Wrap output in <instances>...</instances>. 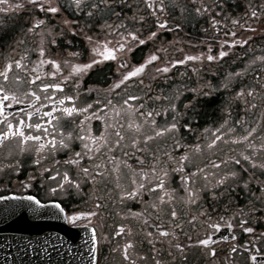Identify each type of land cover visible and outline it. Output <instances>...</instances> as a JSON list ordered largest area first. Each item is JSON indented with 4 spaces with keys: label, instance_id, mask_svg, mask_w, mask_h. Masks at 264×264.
Instances as JSON below:
<instances>
[{
    "label": "flooded vegetation",
    "instance_id": "flooded-vegetation-1",
    "mask_svg": "<svg viewBox=\"0 0 264 264\" xmlns=\"http://www.w3.org/2000/svg\"><path fill=\"white\" fill-rule=\"evenodd\" d=\"M15 2V0H13ZM142 2V0H141ZM167 2V0H166ZM262 0H259L255 10L259 11ZM135 8L137 0H130ZM248 5L244 0H228V20L221 18V25L216 30L209 27L207 17L203 19H192L181 17L179 12L175 13L176 20L183 24V29L179 31H163L156 46L163 43L166 52L159 53L161 59H183L185 55H199L204 53L216 55L223 50L227 55L220 60L208 62L206 59L201 61H186L182 65L171 67L168 73L157 74L153 65H149L145 72L136 77L130 78L120 89L112 93L107 92L110 85L115 79H119L116 72L115 63L112 64L111 70L105 69L103 77L94 72H88L81 79L79 85L81 98L75 103H82L83 99L88 96L87 89L99 90V95L105 103L111 100V105L103 108V113H97L100 119L91 120L87 125L91 129L94 137H103L93 141L91 138L86 141L92 146V159L85 157L81 160L84 167H89L95 171L94 166L99 165V171L102 173L95 182L85 183L82 185L81 195L79 198L73 197V204L69 207L79 206L81 209H92L93 205L98 204L95 210L98 215L93 218V224L96 227V234L100 238L97 245L96 264H264V239L256 240L261 232H264V203L255 199L253 193L259 194V185L257 180L249 181V190L246 191L243 184L237 179L228 178L222 185H217L216 181L230 170H236L231 162L228 164L221 161L229 160V157L237 155L245 150L243 143L233 144L232 138L245 134V124L256 125L255 143L264 142V97L252 101L251 97L236 98L235 91L244 88L247 90L253 87L260 91L258 80L264 76L262 67H248V52L252 49H259L264 46V32L262 31L264 15L259 18H251L250 14L245 15ZM141 11L147 12V9L141 8ZM169 13L172 9L169 8ZM41 16L43 14H40ZM70 16L71 13H65ZM129 15L131 13L129 12ZM172 15L168 16L169 25L172 24ZM232 19H237L233 25ZM29 24V16L26 12L0 13V72H4V65L11 63L13 59H20L25 56L22 64L25 68L17 69L12 64L11 69L6 73L8 82L6 87L13 92L19 91L15 83V77L19 75L23 80L29 78L30 69L39 57L34 51L39 44V37L26 33V26ZM254 29L250 31L248 29ZM235 33V36L227 33ZM23 40L24 43H18ZM245 41L243 45L237 43L228 47L225 41ZM256 44V46H255ZM211 48V53H209ZM152 49V45L141 47L135 51L127 70H131L134 65L143 61L146 55ZM59 53L60 49L55 50ZM86 55L84 60L86 61ZM159 61L156 65H159ZM248 68V75L240 77H229V73L241 72ZM51 66L45 65L44 69L38 73L44 82H49L53 78L46 77L45 72H50ZM65 73L67 69L64 70ZM121 71H125L121 69ZM153 77H156L153 79ZM227 78V79H226ZM143 80V84L140 81ZM0 83H4L3 77L0 76ZM39 83V82H37ZM225 85L221 87V85ZM149 85L151 91H149ZM26 87V85H24ZM210 86V87H209ZM185 89H202L209 95L198 96L194 101V111L185 113L183 105L193 98L192 91ZM181 91L183 94L181 101L177 106V111L184 115L180 117L181 125L185 121L191 122L192 131L185 133L181 127L179 141L181 147L176 149L173 144L171 134L163 136H154V127L158 128V122L155 125L149 124L140 116L138 111L132 112L123 105V100L128 95L140 96L147 92L149 95L168 96ZM59 95H75L71 84H66L64 92ZM92 99L97 96V92H92ZM41 96L43 94L41 93ZM245 100L256 103L257 107L249 110L246 107ZM41 103L50 104L51 101L41 100ZM130 104H136L135 101H129ZM39 106V105H37ZM161 108L166 106L165 100L161 99L153 104L148 102V107ZM26 105L14 106L13 111H19ZM99 107H103L100 105ZM95 110V109H93ZM173 115V114H172ZM171 115V116H172ZM169 118V114L167 119ZM156 120L163 121L164 118L156 117ZM172 119V118H171ZM242 121L236 124V121ZM227 121V123H225ZM260 121L259 124L256 122ZM223 127L230 126L231 131L224 133L221 140L215 145L209 147L213 138L212 133L217 129L223 131ZM79 129H77L78 131ZM207 130V131H205ZM51 132L52 129H49ZM120 133V137L116 135ZM219 134V133H217ZM150 136L152 139L145 144L144 137ZM120 140L119 146L116 141ZM229 142H225V140ZM133 140L138 142L137 147L132 146ZM98 145V147H97ZM199 146V147H197ZM73 147L76 151H81V141L74 140ZM139 149V150H138ZM159 155V160L164 162L168 156L173 160L169 161V177L165 188L164 203L160 204L158 197L161 195L159 190L149 193L141 189L140 194L134 198L121 199L125 191H131L140 183L148 186V180L152 178L151 168L153 166L154 156ZM181 155H186L184 162V174L196 172L202 169V172H196L194 177L195 183L192 188L198 189V199L195 203H187L186 193L181 184V173L171 171L175 166L174 161L178 160ZM67 151H60L56 154L55 159L63 162L67 159ZM257 159H264V153H261ZM23 161L20 164V171H15L10 164L15 161ZM48 163V161H45ZM219 164L218 168L212 167V164ZM62 167H67L62 164ZM237 168L239 166H236ZM75 171V169H73ZM36 175L33 167L26 156L18 153L15 141H5L0 144V195L2 196H22V195H39L43 200L45 193H37L40 185L37 182L34 188H23L21 181L27 182L28 175ZM249 173H254L259 180H264V172L260 169L249 168L248 172H240L239 175L248 179ZM145 174L147 179L142 180L141 176ZM135 182V183H134ZM215 193V198H213ZM172 199L169 201L168 197ZM253 201L256 211L250 209ZM86 201L87 203H83ZM155 202L160 204V211L152 209L151 204ZM243 208L249 211L248 226L253 227L254 234H244L240 228L233 227L228 229L226 224L221 223L220 231L208 227L206 215L211 216L213 220L224 216L227 220V214L234 209ZM146 209L140 217H134L133 212H141ZM225 209L228 210L227 214ZM175 210L177 215L173 220L170 213ZM151 213V217L148 214ZM159 216V219H157ZM148 218V225L142 221ZM195 218V219H194ZM236 218L232 223H238ZM154 224H160L162 230L170 233L168 237H159ZM179 224L180 227H175ZM120 228L123 232L115 235ZM147 232H152V243H149ZM206 234L212 236L211 243L207 246L195 244L197 238H206ZM232 236L236 240L231 239ZM227 238V239H225ZM131 241L133 247L129 248L128 254L130 259L125 260L122 254L123 245ZM248 251L238 250L237 253H231L230 247L233 245L247 244ZM191 243V246H187ZM185 245L183 251L178 250L175 245ZM113 248L117 250L112 251ZM214 249L215 255H209V250ZM245 258H247L245 262Z\"/></svg>",
    "mask_w": 264,
    "mask_h": 264
},
{
    "label": "snow or ice",
    "instance_id": "snow-or-ice-1",
    "mask_svg": "<svg viewBox=\"0 0 264 264\" xmlns=\"http://www.w3.org/2000/svg\"><path fill=\"white\" fill-rule=\"evenodd\" d=\"M235 3L236 0H233ZM248 5L245 15L251 18H259L264 15V0H262L259 11L255 10V5L251 4V0H244ZM141 8L147 9V12L141 11ZM169 8L172 12L169 13ZM228 0H137L135 8L130 3V0H0V13L26 12L29 16V24L26 26V33L39 37V44L34 51L39 59L33 63L30 71L29 78L23 80L19 75L15 77L17 85V92H13L6 87L8 76L6 73L11 69L12 64L17 69L25 68L27 66L22 64L25 56L20 59H13L11 63L4 65V72H0L3 77L4 83H0V144L5 141H15L18 153L26 156L37 173L33 175L30 173L27 177V182L21 181L20 184L23 188H34L38 182L40 187L37 193L43 191L45 193L43 200L39 195H22L5 197L0 195V201L15 200L20 203L14 208L0 209V223L5 220L11 221L15 216L17 219L26 211L31 214L35 219H39L43 214H48L55 220L63 221L65 225L70 228L84 231V236L80 237L81 245H89L86 249L89 259L96 264V251L97 245L100 243V238L96 234V227L93 224V218L98 215L95 210L99 207L98 204L93 205L92 209L84 210L78 205L69 207L73 204V197L79 198L81 195L82 185L85 183L95 182L98 176L102 173L99 171V165H95V171L89 167H84L81 160L87 157L92 159V146L86 141L90 138L93 141L99 140L103 137H94L91 134V129L87 127L91 120L100 119L97 113H103V108L111 105V100L106 103L100 98L99 90L87 89L88 96L83 99L82 103H75L76 100L81 98L80 83L81 79L88 72H94L103 77L105 69L111 70L112 64L116 65V72L119 79H115L114 83L109 86L107 92L112 93L116 89H120L125 85L126 81L130 78L136 77L145 72L149 65H153L157 74L168 73L171 67L175 65H182L186 61H201L206 59L208 62L220 60L227 55L223 50L216 54L204 53L199 55H185L183 59L167 58L161 59L159 53L166 52L163 43L159 47L156 46L157 41L160 39V34L163 31H179L183 29V24L179 23L175 18V13L178 11L181 17L192 19H203L207 17L209 27L216 30L221 25V18L225 21L228 20L226 13L228 12ZM129 12L131 15H129ZM65 13H71L70 16ZM40 14H43L42 16ZM172 15V24L169 25L168 16ZM237 19H232L231 23L235 25ZM254 31V29H248ZM228 35L235 36V33H227ZM18 43H24L23 40ZM228 47L234 44L243 45L245 41H225ZM152 45V49L143 57V61L137 63L129 71L128 65L132 60V56L139 48L148 47ZM60 49L59 53L55 50ZM211 53V48H209ZM86 55V61L84 57ZM159 61V65L156 62ZM260 62L262 65L261 71H264V56H256L252 63ZM45 65L51 66L50 72H45L46 77L53 78L49 82H44L40 73ZM65 69L67 72L65 73ZM124 69L125 71H121ZM248 75V68L241 70V72L229 73V77H240L241 75ZM156 77H153L155 79ZM227 79V78H226ZM39 82V83H37ZM143 84V80L140 81ZM260 91L253 87L241 88L235 91L236 98L251 97L254 101L257 96L264 97V76L257 81ZM66 84H71L75 95H59L64 92ZM26 85V87L24 86ZM225 85H221L224 87ZM210 87V86H209ZM194 93L193 98L183 105L185 113L194 111V101L198 96L209 95L210 93L204 92L202 89H185ZM96 91L97 96L93 100L92 92ZM149 91L151 86L149 85ZM41 93L43 96H41ZM180 93L177 94L172 100L161 108L155 106L149 108L148 102L169 100L167 96L149 95L145 92L140 96L128 95L123 100V105L136 112L139 108L143 107L144 110L140 111V116L149 124H156V117H163L165 123L158 128L154 127V136H163L171 134L173 144L176 149L181 147L178 139L181 127L184 132H190L191 122L185 121L183 125L180 123V117L184 114L177 111L176 100L180 98ZM51 101L50 104L41 103V100ZM129 101L137 102L135 105L130 104ZM245 100L246 107L253 110L257 107L256 103ZM26 105L19 111H13L14 106ZM39 105V106H37ZM103 105V107H99ZM95 109V110H93ZM171 112L172 119L169 122L167 116ZM227 123V121H225ZM242 121H236V124H241ZM257 124L260 121L256 122ZM245 134L231 139V143H243L245 150L239 152L237 155L229 157V160L221 161V163H232L236 170L228 171L225 176L216 181L217 185L225 183L226 179H237L243 184L246 191L249 190V181L257 180L259 185V194L255 192L253 195L255 199L264 203V180H259L255 177L254 173H249L248 179L240 176V172H248L251 169H260L264 172V159H257V157L264 153V142L255 143L257 127L256 125L245 124ZM223 128V125H221ZM49 129H52L50 132ZM77 129H79L77 131ZM207 131V130H205ZM231 131V129H229ZM219 133V134H217ZM120 137V133H116ZM212 140L209 147L215 145L217 141L221 140L224 133L217 129L212 133ZM153 137L145 136L144 141L147 144L148 140ZM122 139V137H120ZM81 141V151H76L73 147V141ZM225 142H229L227 139ZM116 145L119 146L120 140L118 139ZM138 142L133 140L132 146L137 147ZM98 147V145H97ZM199 147V146H197ZM139 150V149H138ZM60 151H67L68 157L63 162L56 160L55 156ZM187 159L186 155H181L178 160L174 161L175 166L171 171L181 173V184L186 193L187 203H195L198 199V189L191 187L195 183L194 177L196 172H202V169H197L196 172L184 174V162ZM173 157L168 156V160L161 162L159 155L154 156L153 166L151 168L152 178L148 180V186L145 183H140L131 191H125L121 195V199L134 198L140 194V190H146L149 193L159 190L161 195L158 197L160 204H163L164 196L166 194L165 185L170 179L169 177V161ZM48 161V163H45ZM23 161H15L10 164L15 171H20V164ZM62 164L67 167H62ZM219 164H212V167L218 168ZM236 166H239L238 168ZM75 169V171H73ZM142 180H146L145 174L141 176ZM135 183V182H134ZM215 198V193H213ZM169 201L172 199L168 197ZM87 203L86 201H82ZM160 204L153 202L151 207L154 211H160ZM252 205L250 211H256L253 201H249ZM51 210V211H47ZM146 209L141 212H133L134 217L143 215ZM228 210L225 209L227 214ZM151 213L148 217H151ZM173 220L176 218V211L172 210L170 213ZM206 223L208 227L220 231L221 223L226 224L228 229L234 226L241 229L244 234H254V229L248 226L249 211L243 208L234 209L230 214H227V220L224 216L213 220L211 216H207ZM236 218L237 224H233ZM159 219V216H157ZM195 219V218H194ZM148 225V218L142 221ZM159 237H168L169 232L162 230L160 224H154ZM175 227H180L176 224ZM123 232L120 228L115 235ZM89 234H91L89 236ZM150 238L149 243H152V232H147ZM85 237H88L85 239ZM56 238L53 234L52 237L43 239L44 245H48L50 239ZM6 239V238H5ZM227 239V238H225ZM231 239L236 240L235 236ZM264 239V232L256 236V240ZM212 241V236L206 234V238H197L195 244L207 247ZM25 243L29 248L35 247V242L30 239H25ZM63 244V241H60ZM247 244L233 245L229 251L237 253L238 250L248 251ZM187 246H191V243ZM185 245L177 244L175 247L183 251ZM56 247V245H53ZM133 247L131 241L123 245V256L127 261L130 259L128 249ZM71 251V249H68ZM117 249L113 248L115 252ZM209 255H215V250H209ZM247 258H245L246 262ZM158 264V262H157Z\"/></svg>",
    "mask_w": 264,
    "mask_h": 264
},
{
    "label": "water",
    "instance_id": "water-1",
    "mask_svg": "<svg viewBox=\"0 0 264 264\" xmlns=\"http://www.w3.org/2000/svg\"><path fill=\"white\" fill-rule=\"evenodd\" d=\"M19 203L11 199L0 201V209L14 208ZM77 231L48 214L35 219L25 211L18 219L14 216L11 221L0 223V264H93L86 251L89 245H81L84 231L79 230V236ZM53 234L56 238L44 245L43 239ZM26 238L35 242L34 248L27 246Z\"/></svg>",
    "mask_w": 264,
    "mask_h": 264
},
{
    "label": "rangeland",
    "instance_id": "rangeland-1",
    "mask_svg": "<svg viewBox=\"0 0 264 264\" xmlns=\"http://www.w3.org/2000/svg\"><path fill=\"white\" fill-rule=\"evenodd\" d=\"M261 23H263L262 26L264 27V21H261ZM261 32H264V28H262V31ZM255 46H256V44H255ZM258 48L259 49H256V50L255 49H252L250 52H248V57H249L248 67L249 68H252V67H262V65L260 64V62L252 63V61L254 60V58L256 56H264V46H263V48L262 47L260 48V46ZM179 92H181V91H179ZM176 94H177V92L175 94H169L167 96V97H169V100H165L166 105L172 100V98H174L176 96ZM182 96H183V94L180 95V98L175 101V103L177 104V106H178L179 102L181 101ZM171 115H172V113L169 112V118L167 119L169 122L171 121V118H172ZM156 121L158 122V127L161 126V125H163L165 123V120H163V121L156 120ZM229 129H231V127L229 125L228 126H225V127H223V131L222 132L227 133V131H229Z\"/></svg>",
    "mask_w": 264,
    "mask_h": 264
},
{
    "label": "trees",
    "instance_id": "trees-1",
    "mask_svg": "<svg viewBox=\"0 0 264 264\" xmlns=\"http://www.w3.org/2000/svg\"><path fill=\"white\" fill-rule=\"evenodd\" d=\"M252 1H253L254 3H255V2L258 3L259 0H251V2H252ZM256 3H255V4H256ZM252 4H253V3H252ZM255 6H256V5H255Z\"/></svg>",
    "mask_w": 264,
    "mask_h": 264
}]
</instances>
